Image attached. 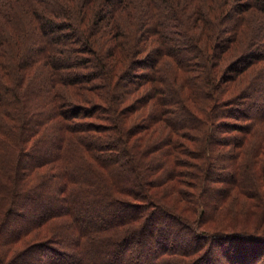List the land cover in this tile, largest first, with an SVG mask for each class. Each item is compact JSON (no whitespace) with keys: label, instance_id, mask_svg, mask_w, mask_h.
Masks as SVG:
<instances>
[{"label":"trees","instance_id":"1","mask_svg":"<svg viewBox=\"0 0 264 264\" xmlns=\"http://www.w3.org/2000/svg\"><path fill=\"white\" fill-rule=\"evenodd\" d=\"M134 9L143 12L141 21H137V18V22L130 21ZM129 10L131 12L126 14ZM218 10L220 11L218 20L221 22L213 32L210 26L218 24V21L212 18V14L215 16ZM249 17L255 18V22L251 23L249 19L247 20ZM252 35H256L258 42L250 40ZM262 43H264V0L233 2L231 0H138L136 3L130 0H0V135L13 138L17 144H20L17 158L14 160L16 162L13 177L16 186L11 193H15L11 197L14 199L13 196L18 195L16 191L22 192L23 188L32 184L33 179H37V183L42 180L45 183L46 180L58 175L61 180L58 189L61 190V194L66 193L64 202L70 197L75 201L85 200V198L96 200L104 197L107 198L105 207L111 208L110 213L102 217L99 224L92 226L85 221L79 225L78 222L81 221L76 215L71 223L78 234L72 241L76 255L72 256L70 253L69 260H62V258L61 261L60 258L63 256L56 258V255L60 254H55V258L50 254L47 264H88L80 248L83 244L87 245V241H92L91 238L88 240L89 230L97 228L99 234L107 230L118 233L128 223L127 230L132 227H128L132 223L141 222L136 231L130 230L131 233L140 235L138 233L146 232L147 222L155 217L156 210L151 212V209L149 211L146 209L153 205L155 209H158V202L153 199L157 196L152 191L153 187L157 186L152 179L154 173L150 174L148 180L153 198L136 168L137 174L135 172L134 174L140 177L139 183L125 180L126 186L121 188L117 183L118 180H115L114 187L105 178L106 184L110 185L108 188H111L108 190L109 196L98 195L107 191L103 187L104 183L98 185L92 180L87 181L89 179L85 175L90 174L98 179L104 175L102 169L112 170V174L116 172L115 164L104 155L96 157L99 158V163L94 167L90 164L88 167L82 165L86 160L81 152L91 153L92 150L96 152L99 148L96 143L86 145L85 148L84 131L102 130L101 122L103 121L105 127L110 126L114 131L120 128L119 135L123 147L124 144L126 147L128 143L135 146L134 135L141 132L140 140L142 141L143 138L145 143H151V146L145 149L148 155L154 157H151L150 162L154 161L149 168L151 166L157 172L162 165L163 167L167 165L165 159L172 156L173 151L178 150L176 147L184 145L183 141H180L177 146H172V142L175 141L174 136L177 135L175 130L183 131L180 132V136H183L187 130H194L202 139L198 152L200 155H197L196 161L197 169L201 171L202 181L196 193L198 195L195 196L192 192L185 196L187 202L194 204V216L177 214L173 210L159 206L162 207L161 211L188 226L195 235L200 237L196 241H203L208 237L211 245L215 244L221 248L228 247L226 241H231L228 238H233L236 243L237 240L247 243L252 242L249 240L256 241L253 242L255 244H251V247L248 246L250 250H247V246L242 250L232 249L231 252L237 255H230L229 251L228 256L226 254L227 260H221L220 256H212L211 245L205 249V253L199 259L182 257L185 254L172 257H178L186 262L185 264L257 263L256 258H259L264 250L258 243L264 238L262 233L264 227L259 226L261 233H258L260 231L258 229L251 231L248 226L223 227L226 230L217 231L206 229L203 223L212 217L210 213L212 208L205 206L203 196L206 190L208 192L205 185L206 174L209 179L213 171V167L209 166L210 158L224 155L226 150L221 148L234 143L232 138L236 139L232 137L225 142L224 139L220 140L213 136L214 131L238 130L241 132L236 140L237 150L227 152V156L245 157V154L248 156L247 150L250 143L255 144L250 150L252 158L247 161L253 172L255 168L257 169L255 164L260 160L259 156L254 154L256 151H264V133L261 134L262 131L264 132V80L260 76H255L249 84L245 81L246 79L247 83L249 82L248 76L254 67H261V69L264 67ZM99 44L102 46H98ZM201 46H212L211 48L215 50L209 51L207 56ZM222 46L234 47L221 50ZM235 50L237 53L234 56L240 55V52L251 51L252 53L249 56L244 54L241 61L242 59L245 61L242 63L239 62L240 59L237 60L238 57L231 58L223 68V71L224 69L226 71H219L217 74L216 68L223 54L228 53V56H233ZM95 54H97L96 57ZM168 59L175 62L171 70L174 83L184 90L186 86H192L199 98L190 100L194 102L191 104L187 100V92L184 94L183 110L186 115L178 121L171 118L165 120L162 117L174 109L176 100H180L178 90L168 87L167 81H164L167 76L161 73ZM200 60L201 65L209 71L208 75L205 74V80L202 83L205 87L203 88L197 82L192 85L188 82L183 84L182 80L186 74L192 71L193 65L200 63ZM92 64L96 67L93 68ZM212 65H214L215 73L213 77L210 73ZM229 79L241 82L237 91L222 85V83H228ZM81 99L83 101L79 102ZM127 99L131 102L126 104ZM150 101L153 103L149 104ZM226 105L234 106L230 109ZM104 108L109 109L108 111L112 114L117 113L119 122L116 116H107ZM223 108L225 110L228 108L229 112ZM129 109H131L130 112H137L140 116L145 114L147 117L142 121L133 122V119L127 116ZM252 114L255 116L252 123L259 124L254 133L248 122L251 121ZM227 117L242 119V121L231 122L224 119ZM96 119L99 121L97 122ZM251 133L254 135L252 136ZM91 136L90 138L95 137L93 132ZM2 140L3 138L0 137V144ZM72 141L75 143L74 146L70 144ZM31 144V149H28ZM138 146L139 144L136 143V148ZM162 147L164 149L158 153L157 150ZM39 151L42 154L46 153L43 158L37 156L29 163L22 162V165L18 163L19 156H22L24 160L35 156ZM95 156L96 154H93L94 158ZM238 171L236 175H231L228 181L232 186L236 184L242 191H248L252 195L253 208L246 210L244 214L253 217L261 203L262 192L259 191L254 179L259 175L248 177L246 174L243 176L242 171L238 175ZM169 172L171 176L168 181L171 182L178 173L172 168ZM30 177L31 180H29ZM132 185L136 190L131 191L126 188ZM173 186V184L170 185V187ZM122 189L130 198L121 197ZM99 190L102 191L98 193ZM30 197L35 205L21 203L18 207L8 206L0 221V240H4V243L26 240L27 237L33 238V232L40 229L43 223H48L49 218H53L54 221L57 217L67 215L73 210L72 205L70 207L65 204L62 207L64 215H60L57 210L58 213L50 211L44 214L36 208L40 202L46 200L43 192H37ZM82 197L84 199H81ZM132 198L137 199L133 201ZM94 205L101 208L103 203L97 201ZM128 205H133L131 208L137 213L120 216L126 211L125 206ZM30 209L36 213L33 219L26 216L27 210ZM89 211L92 213L91 219L97 217L100 219L95 208H90ZM18 219L23 220L21 222L24 224L21 223L11 230L5 228L15 224ZM32 233L33 236H31ZM128 234L130 233L119 235L115 238L118 239L116 242L127 247L130 244L127 240L129 236L124 237ZM106 237L104 242L107 244L111 240L109 237L112 238V236L104 238ZM131 241L137 243L135 239ZM35 242L20 249L16 253L18 259L22 258L29 249L39 246V242ZM200 248L204 247L190 245L183 249H186L187 254H194ZM39 249L38 252H41L42 248ZM175 249L177 248L165 247L158 252L149 248L150 254H147L149 262L146 264H164V260L168 259L167 253ZM125 251L123 252L126 253V257L124 259L122 257V263L143 264L145 262L142 256L136 259L130 258L128 255L132 253V249L126 248ZM222 252L225 253L226 250L223 249ZM116 255L103 262L119 264L120 261ZM25 264L30 263L25 261Z\"/></svg>","mask_w":264,"mask_h":264},{"label":"rangeland","instance_id":"2","mask_svg":"<svg viewBox=\"0 0 264 264\" xmlns=\"http://www.w3.org/2000/svg\"><path fill=\"white\" fill-rule=\"evenodd\" d=\"M130 1L134 3L138 2V0H130ZM233 1L235 0H231V2ZM228 4H230V2ZM129 12H131V10L127 11L126 14H129ZM219 12L220 11L218 10L215 16L214 14H212V18L218 21V24H214L210 26L213 32H215V29L218 28L219 23L221 22L218 20L220 18ZM142 14L143 12H141L139 9H134L132 11V14H131L132 17L130 21L135 22L136 18H137V21L139 20L141 21ZM248 19L250 20L251 23L255 22V18L253 17H249L247 18V20ZM116 21L118 22V19H116ZM228 23H230V21ZM222 36H224V33H222ZM256 38H257L256 35H252L250 40L252 42H258L259 39H256ZM100 39L102 40V38ZM211 42L212 41H210V43ZM102 43H103V40H102ZM262 44L264 47V43ZM98 46H102V44H99ZM201 47L203 51L205 52V54H207V56H208L209 51L212 52L215 50V48L214 50L213 48H211L212 46H201ZM231 47L233 48L234 46H227V47L222 46L220 49L223 50L225 48H231ZM98 52L101 53L100 50H98ZM235 53H237V50H235V52L233 53V56H228L227 55L228 53L223 54L221 60L219 61L220 63L216 68L217 74L219 71L220 72L226 71L225 69L223 71V68H225V65L229 63L231 58L235 59L238 57L237 60L240 59L239 62L242 63L245 61L243 59L241 61V58L242 57L244 58V54L249 56V54H251L252 52L251 51H248L245 53L240 52V55L234 56ZM96 55L97 54H95V57ZM168 60L169 61L166 62L167 65H165L162 68L163 71H161V73L162 75L164 73V75L167 76V79H164V81H167L166 84L168 85V87H173L175 90H178L180 94V100L179 101L176 100L177 103L174 102L175 103V106L173 107L174 109L170 113H167L166 115H163L162 117L165 120H169L171 118V119H174V121H178L181 118L185 117L186 115V113L183 110L184 108L183 103L185 102V99L183 97L184 94H186L187 92V98H188L187 100H189L191 104L194 103V102H191L192 100H195V99L198 100L199 98L194 93L197 91H195L192 88V86L187 87L185 84L186 90H184L182 88H179L180 85L174 83V81L172 80V76H171L172 74L171 70L173 69V65L175 64V62L172 59H168ZM199 62L200 63L193 65L194 69L186 74V77L182 80L183 84L185 82H188L189 85H192L193 83L197 82L198 84L202 85L203 81L205 80L204 79L205 74L208 75L209 71L207 68L201 65V60ZM94 63H96V61H94ZM92 67L95 68L96 66L92 64ZM211 68H212V71H211ZM210 73L212 77L213 75H215L214 65L210 67ZM255 76H260L264 80V67L262 69L261 67H254V70L248 76L249 82L247 83V80L245 79L246 84H249L251 80L255 78ZM234 81L235 79H229L228 83H222V85L228 86L229 88H233L235 91H237L240 87L241 82L240 81L234 82ZM202 87L204 88L205 85L204 86L202 85ZM93 94L94 96H96L95 93ZM99 98L100 96L98 95V99ZM200 100L202 101V99ZM81 101H83V99L79 100V102ZM129 102H131L129 99L125 100L126 104ZM152 103L153 101L149 102V104H152ZM113 104H114V100H113ZM94 106L98 107L97 105H94ZM233 106L234 105H231V106L229 105L227 107L232 109ZM65 108L68 109V107L66 106ZM228 108H226V110L224 108L223 109L226 112H229ZM108 110L105 109V111H107L105 112L107 116H110V117L116 116V120H118V116H117L118 114L117 113L116 115L114 113L112 114ZM130 110L131 109L127 111V114H128L127 116L133 119V122L135 120L142 121V119L147 117L145 116V114L140 116L137 114V112H130ZM254 117H255L254 114H252L251 121H248L251 124L253 133L255 129L258 128V125H259L257 123L256 124L252 123V120ZM224 119L230 120L231 122L242 121V119L231 118V117H227ZM96 121L98 122L99 120L96 119ZM101 125L103 129L100 131L96 129H94L95 131L94 130L84 131V135L86 136L85 138L83 137L82 138L84 139L85 148L92 143H96V145H98L99 148L96 150V152L92 150L91 153H85V151H82L81 152L82 156H84L86 160L84 161V163H82V165L83 167H88V164H90V166L94 167L99 163L98 162L99 158H96V157H98V155L99 156L104 155V157H107L108 159H110V161H112L113 164H115L116 172L112 174V170L104 171V169H102L106 177L102 175L100 178L95 179V177L93 178L92 176H90V174H87L85 175V177L89 179L87 181L90 182V180H92L98 185H101L100 183H104L103 187L107 191H104L103 192L104 195H103V193L102 194L100 193L102 190H99L98 193L100 194L98 195H100V197L109 196L110 191L108 190H111V188H108L110 185L106 184L105 178H107L108 181L111 183V186H114V187H115L114 181L118 180L117 183L119 184V186H121V188H123L124 185L126 186L125 180L134 181L138 183L141 182L140 177L135 176L134 174V172L136 173V169H137L138 175L143 177L144 185L146 186L147 190L149 191L152 197V193L149 190L150 187H149L148 180L150 178L149 177L150 174L154 173L152 179H154L157 186L153 187L152 191H154V195H156L157 197H154V198L152 197V198L158 202V207H157L158 209H155L154 205L152 207L147 206L148 208L146 209H148V211L149 209L152 210L151 212H153V210H156V214L154 213L155 217H152V219L147 222L148 227L145 233L136 232L140 235L133 234L130 232V230L135 229L136 231L139 228L138 226L141 222L139 224L132 223L131 225L128 226V227L130 226L132 227L129 230H127V225L129 224L128 223L127 225L123 226V228L118 233L107 230L106 232L99 234L97 233L98 232L97 228L93 230H89L87 232L88 240L89 238H91L92 241L90 240L87 241L88 246L83 244L82 247L80 248L81 253H83L85 258L87 259L88 264H106L103 261H105V259L107 258L109 259L110 257L116 254H117L116 257L119 258V261H120L119 264H124L122 263V260L126 257L125 255L126 253H124L126 252L125 251L126 248L127 250L129 248L132 249V253H129L128 255L130 258L136 259V258H141L142 256L144 258L143 260H145L143 264H146L149 262L147 259V254L148 253L150 254L148 250L149 248H152L153 251H158V252L161 251L165 247L169 249L177 248L173 252L167 253L168 259L164 260V264H185L186 263L182 261L181 259H179L178 257H172V256H179V255L185 254L182 257H185L188 259L194 258V257L199 259L200 256H203V254L206 251L205 249H207V247L211 245V242L208 239V237L204 238L203 241H196L197 238H200V237L195 235L194 232H192L188 226H186L185 224H182L180 220L174 217L171 218L170 216L167 215V213H164L163 211H161L162 207H166L170 210H173L177 214L179 213L185 214L189 217L194 216V204L187 202L185 196L186 194L188 193L191 194L192 192L195 193V196L198 195L196 193L199 191L200 186H201L200 182L202 181V175H201V171L197 169L196 161H197V155H200L198 152L201 146L202 139L199 136H197L198 134H196L194 130L192 131L187 130L186 132H184L185 134L183 136H180V132H183V131H176L173 128L177 135L174 136L175 141L172 142V146H177L180 143V141H183L184 145L177 146L176 148H178V150L173 151V155L165 159L167 162V165H165L164 167L162 165L159 171L157 172L154 169H152L151 166L149 168V165L153 163L154 161L153 160L152 162H150L151 157L152 158L154 157L153 155H148L149 153L146 152L145 149L149 145L151 146V143L150 144L145 143L142 137H141L142 141L140 140L141 132L134 135L133 140H135V146L134 145L132 146L130 143H128L127 146L125 147V144H124V147H125L124 149L121 143L122 139L119 135L120 128L119 130L116 129L118 131L115 132L116 130L114 131V129L111 128L110 126L105 127L104 121L101 122ZM120 127L122 128L121 125ZM92 132H93V135H95L94 138H90L92 137L91 136ZM262 133L264 132L262 131L261 134ZM212 134L213 136H216V138H220V140L224 139L225 142L227 141V139H230L232 137L236 139L232 138V142L234 143H231L230 145H225L226 147H222V148L220 147L221 149L225 148L226 153L224 155L222 156L220 155L215 158L213 157L210 158L209 166L211 165L213 167V171H212V174L209 175V179H208V174H206L207 179L205 180V185L207 186L208 192H206L207 190L204 192L205 197L202 194L201 195L203 196L205 206H207V208L209 209L210 207L212 208V210L210 211L212 217L207 219L203 223V226L210 231L226 230L223 227L232 228V227L248 226L249 228H251V231L258 229L260 230L258 233H261L262 231L260 227H264V151L262 150L259 152L256 151V153L254 154V156L258 155L260 159L259 162L255 164L257 166V169L255 168V172H256L255 173L253 172L249 162H247L249 159L251 160L252 158L251 156L252 151L250 150L253 148L255 144H253L252 142L250 143L249 148L247 150L248 156H246V154H245V157H242L241 155L240 157L227 156V152L229 151L232 152L234 150L235 151L237 150L236 145L238 143H236V140H237V137L241 134V132L238 130L232 131V132L214 131ZM0 137L3 138L0 144V221L2 220L9 205L13 207H18V206H21V203L22 204L24 203L33 204V201L30 196L35 195L37 192H43V194L45 195L46 200H43L42 202L38 204V206H36V208H38L39 211L43 212L44 214L50 211L56 212V213H58L57 211H59L60 215H62L63 214L62 207L65 204L70 205V207L73 206L72 207L73 210H71L69 214L67 215L63 214L64 216H59L56 219H54V221H53V218L51 219L49 218L48 223L47 222L43 223L44 225L40 226V229L33 232L34 233L33 238L29 239L27 237L26 240L16 241L14 243L13 242L4 243V240H0V264H25V261L26 263H30V264H47L49 262L48 258L50 254H52L53 256L55 254H60V255H56L57 257L54 256V258L55 257L58 258V256H63L60 258V260L62 258H63L62 260H66V261L69 260L68 255L70 253L72 256L76 255V250H75V247L73 246L74 244L72 241L74 237L78 235L75 231V228L71 225L73 218H75V216L78 215L81 221V222H78L79 225H81L83 221L88 223V225L90 226L99 224L100 221L102 220V217L108 215L111 211L110 207L108 206L105 207L104 205V203L107 201L106 200L107 198L102 197L96 200L94 199L88 200L85 198V200L80 201L77 199V201H75L71 199L70 197L69 200L65 199V202H64L63 198L64 197L66 198V193L64 194L60 193L61 190H59L58 187H59V183L61 180L57 175L56 177H51L49 180H46L45 183H43L44 180L40 181V183H37V179H33L32 184L23 188L22 192L16 191V194L18 195L13 196L14 197L13 199L11 195H14L15 192L11 193V191L12 189L15 190V186H16L15 184L16 182L13 177V170L15 169V162H16V161L14 162V160L15 158H17V152L20 149V144H17L16 140L13 138H6L3 135H0ZM128 138H129V135H128ZM136 143L139 144L138 148H136ZM70 144H72V146L75 145L74 141H72ZM31 147H32V144L30 145V148L28 149H31ZM163 149L164 148L162 147L159 150H157L158 153L162 152ZM45 154H42L39 151L35 154V156H30L29 158H25L24 160L22 156H19L18 163H20V165H22L23 163L26 164V163L31 162L37 156L40 158H43ZM93 154H96L95 158L93 157ZM199 163H201V161H199ZM252 163H253V160L251 161V165ZM134 165H136V167ZM171 168L176 170L178 174L175 178H173L174 180L170 182L168 180L170 179L169 177L171 176L169 172ZM237 170H239L238 175H240V171L243 172L242 174L243 176H245V174L248 175V177H252V176L255 177L256 175H259V177H257L258 179L257 178H254V179L259 188V191L262 192V196L260 198L261 203L260 205H258L259 209L255 211L256 214L253 217H248L244 214L246 210H252L253 208L252 207L253 206L252 195L248 191H242V189L236 186V184L232 186L230 182L228 181V178L231 175H236ZM123 176H126V177H123ZM29 180H31V177L29 178ZM171 184H173L174 186L170 187ZM126 188L131 191L136 190V188L133 185L127 186ZM123 191L124 189H122V192ZM121 197L130 198L124 192ZM201 198L202 197H200V199ZM81 199H84V198L82 197ZM135 199L137 198H132L133 201ZM97 201L103 203L101 208H98V205H94ZM132 206L133 205L125 206L126 211L120 214V216H122L123 214L132 213L131 215H133L134 213H137L136 210L134 211L131 208ZM159 206H162V207H159ZM90 208L91 209L95 208V211L96 213H98L97 215L100 216V219H98L99 217L93 218V219L90 218L92 214L91 211H89ZM34 213L35 212L31 209L27 210L26 216L33 219L32 217H34ZM140 218H142V216H140ZM21 221L23 220L18 219V221L15 224H13L10 227H5V228H7V230H11L12 228L18 227L21 223H23ZM134 224H138V225L134 226ZM33 233L31 236H33ZM126 233H130L124 237V238H128L129 236L127 240L130 242V244L127 245V247H125V245L123 246V244H121L120 242L119 243L116 242L118 241V239H115V238H118L119 235L121 234L123 235ZM262 233L264 234V232ZM141 234H144V235H141ZM109 235H111L112 238L109 237L111 240L109 243L106 244L104 242V239H107V237L106 238L104 237L109 236ZM132 239L137 240V243H134L133 241H131ZM228 239L231 240L229 242L228 240L226 241V244H227L226 246L228 247H225V246L222 247L223 249L226 250L225 253L222 252L223 249L221 247H218L215 244L211 245L210 248H211L212 256L214 255L220 256L221 260H227L226 254L228 256L229 251H230V255L236 254L235 252H231L232 249L235 250L234 248H238V249L240 248V250H242L245 246L251 247V244H255L253 242L256 241V240L255 241L249 240L252 242L247 243L242 240H237V243H236V240H233V238L232 239L228 238ZM34 241H36L35 243L39 242V246H35L29 249L27 253H25L24 256H22V258L19 257L18 259V255L16 253L19 252V250L22 249L23 247H27L29 243L34 242ZM258 243L261 246V248L262 247L264 248V238H262L261 241ZM190 245H193L194 247L203 246L204 248L203 249L200 248V250H198L200 252H198L196 249L197 252H195L194 254H187L185 251L186 249H183V248L190 246ZM249 247L247 250H250ZM39 248H42L41 252H38ZM47 248H49V250H47ZM182 250H184V252H182ZM256 259H257L255 260L257 261L256 264H264V250L262 254L260 255V257Z\"/></svg>","mask_w":264,"mask_h":264}]
</instances>
